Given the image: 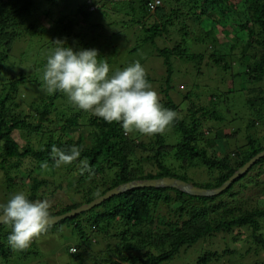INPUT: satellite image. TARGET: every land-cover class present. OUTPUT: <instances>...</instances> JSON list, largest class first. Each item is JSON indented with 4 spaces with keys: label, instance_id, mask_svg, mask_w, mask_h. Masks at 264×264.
Instances as JSON below:
<instances>
[{
    "label": "trees",
    "instance_id": "16d2710c",
    "mask_svg": "<svg viewBox=\"0 0 264 264\" xmlns=\"http://www.w3.org/2000/svg\"><path fill=\"white\" fill-rule=\"evenodd\" d=\"M158 1L155 5L156 0H0V170L7 187L17 185V192L27 188L31 200H49L51 217L132 180L169 176L217 188L264 151V0ZM113 27L133 32L126 34V44L118 46L116 34L110 32ZM28 39L42 45L35 57L47 51L45 60L37 61L43 69L39 78L12 72L9 65L15 45ZM64 42L74 49H97L98 59L110 66L109 75L122 70L115 68L117 61L127 67L159 59V77L146 74V79L151 88L158 82L152 89L160 104L176 112L164 132L168 135L149 136L147 142L139 133H125L118 123H106L74 107L63 93L49 95L41 84L46 59L58 45L67 47ZM175 60L197 74L202 73L198 70L202 63L209 76L217 69L215 78L222 76L217 82L229 89L240 77L246 84L242 95L228 90L225 99L232 107L234 101L241 102L242 110L232 111L240 124L221 127L220 90L206 94L187 90V84L176 81ZM233 63L242 65V70L234 72ZM182 64L177 67L179 74L186 73ZM201 85L205 86L196 81L194 88ZM256 127L259 136L253 137L249 130ZM220 139L232 148L215 155L210 149ZM73 145L81 150L77 160L56 167L52 147L68 151ZM42 162L47 169L40 168ZM256 169L264 170V156L227 188L208 197L171 187L134 188L49 225L42 234L69 227V235L76 238L71 244L77 247L70 251L67 242L64 253L72 259L68 264H82L89 252L96 254L92 264H162L190 253L196 258L186 264L222 260L225 264L241 255L234 249L233 237L243 228L249 229L242 240L248 248L241 250L264 252L260 230L264 208L247 207L241 201L245 194L253 201L248 191L257 193L255 202L259 190L264 192V178L254 182L250 178ZM9 231L0 224V258L9 261L17 253V264L39 262L37 238L27 249L15 251L7 244ZM217 234L226 238L220 249L208 246ZM50 253L55 254L49 249ZM251 264H264V257Z\"/></svg>",
    "mask_w": 264,
    "mask_h": 264
},
{
    "label": "clouds",
    "instance_id": "9594fccd",
    "mask_svg": "<svg viewBox=\"0 0 264 264\" xmlns=\"http://www.w3.org/2000/svg\"><path fill=\"white\" fill-rule=\"evenodd\" d=\"M98 57L95 48L58 45L47 57L42 74L47 93L65 94L74 107L106 123H118L125 133L145 136L164 133L176 118V112L160 104L143 66L134 62L109 75L108 62ZM80 151L76 145L68 151L52 147L50 155L55 166L60 167L76 161ZM40 168L45 170L48 164L42 162ZM87 168V163H83V169ZM50 207L49 200H31L24 191L0 203V224L10 229L7 244L12 250L27 249L34 238L47 231L51 223Z\"/></svg>",
    "mask_w": 264,
    "mask_h": 264
},
{
    "label": "rangeland",
    "instance_id": "374dc122",
    "mask_svg": "<svg viewBox=\"0 0 264 264\" xmlns=\"http://www.w3.org/2000/svg\"><path fill=\"white\" fill-rule=\"evenodd\" d=\"M88 1V0H87ZM84 2V0H79V3ZM86 2V0H85ZM106 17V16H105ZM133 28V27H132ZM135 28H133L134 30ZM129 30L126 29H121L118 30V27H113L110 32L116 34L115 40L118 43V46L120 44H122V42L124 41L126 44V40L128 39V37L126 36V34L128 33ZM133 32L130 31V33H128L129 35L132 34ZM132 38H134L132 36ZM36 39V38H35ZM46 40V39H45ZM45 42V41H44ZM42 45L39 43V41L33 40V39H28L22 42H19L15 45L14 47V51H12L11 55H10V59H9V65H11V71L12 72H20L23 71L25 74H32L34 76H36L37 78L40 77V74L42 73V68L41 65L38 64L37 61H39V63L41 61H44L46 58V50L41 51V53L38 55V59L35 57V54L37 52V50L41 47ZM130 46V44H129ZM119 56H116V59H118ZM173 60V59H172ZM179 64H182L180 60H175L174 61V71L176 73V81L179 84H183L184 86H186V84L188 85V89L187 90H192L194 92H205L206 93H217V90L220 93L219 95H221V106H219V108L222 109L221 111V122H224L223 124H221V127H226L228 126V124H232V123H238L240 124V122L237 120L236 115L233 116L232 111H236L237 110H242L240 108L241 106V102H235L234 101V107L231 106V103L229 101L226 102V96L228 93V90L233 91V94L231 95H238L241 94L243 89H245L246 84L245 82H243V80L239 77L236 78L234 80L233 83V88L229 89L227 88L226 85H219V82H217V80H221L222 76H218L217 78H215L214 74H216L218 72V70L216 69L213 72V76H209L208 75V71L206 68L205 63H202L201 66L198 67V70H200L202 73L201 74H197L196 71L194 70V68H189V65L186 64H182L183 66L187 67L186 69V73L185 74H179L177 73V67L180 68L181 66ZM232 65H234V69L233 71H240L242 70V65L238 66L236 63H233ZM235 65H237L235 67ZM143 68L145 70V73L150 76V77H154L157 78L159 77V74L162 71V64L160 62L159 59L152 57L150 60H147L143 63ZM115 68H120V69H124L125 66L123 65V62H119L117 61V63L115 64ZM200 68V69H199ZM184 69V68H183ZM38 80V79H36ZM197 82H200L202 84H204L205 86L201 85L197 88H194V84ZM43 84V80L41 81ZM245 84V85H244ZM156 85H158V82L155 81L153 84V87H157ZM152 87V88H153ZM240 87V89H239ZM220 88V89H219ZM238 90V92L236 93V91ZM230 91V92H231ZM229 92V93H230ZM230 95V96H231ZM242 95V94H241ZM240 96V95H239ZM225 103V104H224ZM187 105L186 101H183L181 103V107L185 108V106ZM244 115V114H242ZM245 118H247L248 116H244ZM225 125V126H224ZM219 127V128H221ZM232 126H229V128H231ZM259 128L256 127L255 130L251 129L249 130V133L253 135V137H257L259 136ZM169 133V132H168ZM168 133H164L166 136L168 135ZM144 139H146V141L148 142L150 140L149 136H145V135H141ZM172 137V136H170ZM139 139V137H137V140ZM20 141V140H19ZM21 142V141H20ZM229 148H232V146L229 144V142H227L224 139H220V140H216V145L214 148H211L210 151H214L215 155H219L221 152H225L227 151ZM150 149L149 147L146 148H142L143 151H148ZM197 176L199 177H203L202 173H200L199 171L194 172ZM190 175H194L192 173H190ZM195 175V176H196ZM192 178V177H191ZM251 179H253V182L255 180L258 179H263L264 178V170L263 169H256L251 177ZM196 180V179H195ZM264 180V179H263ZM253 182H247V185L252 184ZM250 187H246L244 189H242V193L245 194V192L243 191H247L249 190ZM20 191H24L27 192V188H23L22 190L20 189ZM17 193V185H13L10 187H7L5 182H4V176H3V172L0 170V203H4L6 202L11 195ZM247 193H251L253 195H250L252 197V200H249V198L247 197L248 194H245L247 196H243L241 198V201L243 203V205L250 207L252 205H257L260 208H264V192H262L261 190H259L260 195L257 197V202H255V200L253 199V196H255L257 193H254L253 191H248ZM258 199H260L258 201ZM260 223H261V231L264 233V219H260ZM49 230V229H48ZM249 229H242L241 232L239 233L238 231L235 233V236L233 237V239L235 240V247L234 249H238L239 250V254L236 257V259H232L231 261L226 262L225 264H251L254 260H259L262 259L264 257V252L261 250L259 251L260 253H254L253 250H251V252H246L244 253L241 248L246 247L248 248V244L244 243L242 240H244L245 238L248 237L249 233H247ZM70 229L69 227L63 226L62 228H60L57 231H49L48 233L41 234L38 238L37 241L34 245L37 246V248L39 249V252L41 253V256H39L40 260L39 262H37L36 264H68L69 262L72 261V259L67 256L66 253H64L65 251V246L67 245V242L71 244V242H75L76 238L72 237L71 235H69ZM226 242V238L223 234H217L215 237L210 238L208 241V246H215V247H219L223 248L224 247V243ZM50 243V244H49ZM51 243H56V244H51ZM70 251H73L74 248H76L77 246L72 245L70 246ZM33 249H35L33 247ZM49 249L52 252H55V254H49ZM258 254V255H257ZM16 256H10L9 261H6L4 259L0 258V264H17L18 262V256H20L19 254H14ZM196 258L194 253H190L188 255H178L175 258L169 260V261H165L162 264H186L188 262V260H194ZM96 259V254L95 253H87L85 256V261L82 264H92V262ZM223 261V260H222ZM222 261L220 264H222ZM75 264H79L77 261H74Z\"/></svg>",
    "mask_w": 264,
    "mask_h": 264
},
{
    "label": "water",
    "instance_id": "95a60500",
    "mask_svg": "<svg viewBox=\"0 0 264 264\" xmlns=\"http://www.w3.org/2000/svg\"><path fill=\"white\" fill-rule=\"evenodd\" d=\"M264 156V151L256 154L253 158H251L249 161H247L243 166L238 168L222 185H220L217 188L212 189H206L202 187L195 186L193 184H190L184 180L175 178V177H160L155 179H144V180H132L126 183L119 184L116 187H113L106 191L104 194H102L99 197H96L89 203L83 204L77 208H74L66 213H63L61 215L52 216L51 217V223L49 225L55 224L59 222L62 219L72 217L76 214H79L81 212L90 210L96 205H99L103 201L111 198L114 195L123 193L125 191L134 189V188H143V187H171L178 189L184 193L194 195V196H213L218 193H220L222 190L227 188L231 182H233L235 179L246 173V171L257 161L260 157Z\"/></svg>",
    "mask_w": 264,
    "mask_h": 264
},
{
    "label": "built area",
    "instance_id": "2783aa9c",
    "mask_svg": "<svg viewBox=\"0 0 264 264\" xmlns=\"http://www.w3.org/2000/svg\"><path fill=\"white\" fill-rule=\"evenodd\" d=\"M160 2L158 0H156V2L154 3L155 5L159 4ZM155 6H152V8H154Z\"/></svg>",
    "mask_w": 264,
    "mask_h": 264
}]
</instances>
